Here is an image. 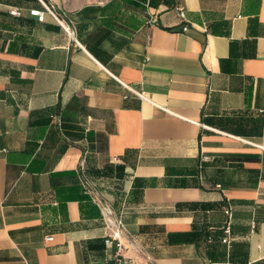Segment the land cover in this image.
Instances as JSON below:
<instances>
[{"label": "crops", "instance_id": "crops-1", "mask_svg": "<svg viewBox=\"0 0 264 264\" xmlns=\"http://www.w3.org/2000/svg\"><path fill=\"white\" fill-rule=\"evenodd\" d=\"M96 199L128 264H264V0H0V264H104Z\"/></svg>", "mask_w": 264, "mask_h": 264}, {"label": "built area", "instance_id": "built-area-1", "mask_svg": "<svg viewBox=\"0 0 264 264\" xmlns=\"http://www.w3.org/2000/svg\"><path fill=\"white\" fill-rule=\"evenodd\" d=\"M46 9L48 12L52 13L59 21L64 22V19L60 16L58 11L53 8L50 5H46ZM175 9L177 10L178 15L183 19H187V9L182 4L175 5ZM10 12L15 15H21L22 9L14 7L10 9ZM31 14L38 15L39 17H44L45 11L41 9H31ZM64 27L69 33H73V29L70 26V24L64 22ZM184 30H188V25L183 26ZM138 95H140L142 98H145L143 91H136ZM80 169L82 170V181L84 184V187L87 192H91L92 190V184L91 180L87 178V176L84 174V161L81 163ZM97 202L101 203L104 213V219L106 221L107 226L110 228V233L106 237L105 242L107 247L110 249L108 251V257L105 260L104 264H128V259L125 257V255L122 252L123 243L121 241V235L124 231V222L120 217H117L111 207V205L108 202L100 201L96 199ZM225 212L227 214V222L223 229V236L222 240L226 243H230L232 241V218H233V211L231 206H228L225 208ZM49 239L53 238V236H49ZM116 247V249H114Z\"/></svg>", "mask_w": 264, "mask_h": 264}]
</instances>
